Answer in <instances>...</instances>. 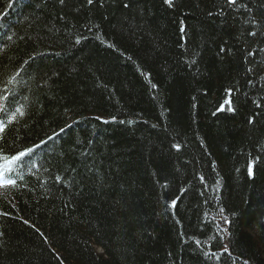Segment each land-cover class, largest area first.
Listing matches in <instances>:
<instances>
[{
    "label": "trees",
    "instance_id": "1",
    "mask_svg": "<svg viewBox=\"0 0 264 264\" xmlns=\"http://www.w3.org/2000/svg\"><path fill=\"white\" fill-rule=\"evenodd\" d=\"M10 2L0 96L24 115L0 148L50 150L0 190V264H232L206 258L208 244L264 264V35L246 23L264 29V0H238L251 13L226 0ZM228 88L236 111L213 115ZM217 222L223 242L209 240Z\"/></svg>",
    "mask_w": 264,
    "mask_h": 264
},
{
    "label": "snow or ice",
    "instance_id": "2",
    "mask_svg": "<svg viewBox=\"0 0 264 264\" xmlns=\"http://www.w3.org/2000/svg\"><path fill=\"white\" fill-rule=\"evenodd\" d=\"M61 3H63V0H60ZM93 2V0H88V3L91 4ZM164 2L169 5L170 7L173 5V0H164ZM129 5L125 4L124 7L127 8ZM226 6L227 7H232V6H236L237 8H242L245 11L251 13V8L248 7L247 4L245 3H238V0H226ZM261 7H264V5H261ZM209 15H212V13L210 12ZM246 23L249 24H253L256 25L258 30H259V34L264 35V29H260L259 27V21L255 18V17H251L249 20L246 21ZM184 31V28H181V32ZM248 35L252 36V37H256L258 35V31H250L248 33ZM9 39H11V37H9ZM221 51H224V49L222 48ZM259 51H264V48L259 49ZM253 52H249L248 55L251 56L253 55ZM193 63H195V61H193ZM248 73H252L253 72V68L249 67L247 69ZM9 83H11V81H9ZM253 82L251 80L248 81V84H252ZM156 85H153V88H155ZM227 93L229 94V98L225 99L223 101V103H221L217 109L216 112L213 113V115H216L217 112H223L225 111V105H227V111L230 112H235L236 108L233 107V99H232V94H233V89L232 88H228L226 89ZM236 91L239 92V88H236ZM7 100V96H0V114H3V118H0V133H3L5 131V129L7 128V126L11 123H13L14 121L17 120L18 116H23L24 115V111H23V106H19L15 108V111L13 112H9L8 108L5 106L4 101ZM256 103V102H254ZM256 107L259 108L260 104L256 103ZM115 119V118H114ZM121 123H123V121H121ZM131 123V122H129ZM248 123L252 124L253 123V118H249L248 119ZM63 131V129H62ZM49 139H51V137H49ZM46 143L45 141H41V144ZM40 147V145H34L33 147H29V148H25L23 150H19L16 151L14 154L12 155H6L5 150L0 148V187H15L17 184L16 179L12 178L10 176V173H13L14 171H17L18 166L21 165L24 162V158L28 157L30 154H32L35 150V148ZM173 147H175L177 150L180 149V145L176 144L173 145ZM261 157L258 155L254 158H252L250 156L248 164H247V175L248 178L254 179L255 178V172H254V167L255 165L260 161ZM237 171H239V169H237ZM60 178L57 177V180H59ZM199 180L201 181V183L205 184V189L208 188V185L205 183V177L203 175L199 176ZM217 187H215L213 190L217 193H219L220 189L218 187L219 185V180H217L216 182ZM166 187V185H165ZM183 191L186 190H182ZM201 195H203V193H201ZM219 197L217 196V199ZM181 199L180 196H177L175 199H172L170 201V203L168 204V207L171 209H175L177 207L178 201ZM205 203L207 204L208 201L206 200ZM225 213V207L223 206H219L218 207V214L220 216V220L223 222V224L226 225H231L232 221L229 219L228 216L224 215ZM3 215H7V213H0ZM205 216L207 217V213H205ZM212 220H215L216 217L213 216L211 218ZM177 223H180L179 220L176 221ZM25 223H27V221H25ZM216 228H217V232L216 235L209 237L210 241H215L217 239V237H219L220 241L223 242L225 236H229L230 235V230L228 228H224L221 226V224L219 222L216 223ZM221 233H223V235H221ZM183 235V234H182ZM195 244L197 245V247H200L203 249V246L205 244H207V241H202L200 239H195ZM230 243V241H229ZM261 246L264 247V239H262L261 241ZM208 248L209 250L207 251H203V255L208 258L209 260L215 259L216 261H220L221 258L223 256H225V254L227 255L228 258L231 259L232 264H250V261L247 259H242L240 256H234L233 255V251L230 249L228 244H224L222 251L217 252V251H212L211 250V244H208Z\"/></svg>",
    "mask_w": 264,
    "mask_h": 264
},
{
    "label": "bare ground",
    "instance_id": "3",
    "mask_svg": "<svg viewBox=\"0 0 264 264\" xmlns=\"http://www.w3.org/2000/svg\"><path fill=\"white\" fill-rule=\"evenodd\" d=\"M27 1H29V0H27ZM11 2H13L14 3V7L17 9V10H19L20 12H24L23 11V9H24V7L23 6H20V7H18L19 6V0H11ZM11 2H10V4H11ZM24 5V4H23ZM1 17L2 16H0V32L1 31H3V30H6V29H8V26H3L2 27V25H4L3 24V19H1ZM0 35H2V36H6V33L5 32H3V33H1ZM94 116H97V115H94ZM64 119V131L65 132H70V131H72V130H74L75 128H77L78 127V125H79V123L77 122V120L75 119V118H70L67 114H65L64 115V117H63ZM99 119H101V118H99ZM51 137V136H50ZM41 141H43V140H41ZM41 141H39V142H37V144H34V145H40V147H38V148H35V150H34V152L32 153V154H30L29 156H28V158H29V161H26V163H25V165H24V170H27V169H29V170H27V172H21V173H19L18 175L20 176V179H22L24 176H26L27 174H29L33 169H35V167H37V164H34V160H35V158H34V154H35V156H36V158H37V161H39L41 158V155L44 153H46V151H48L49 152V150H50V146H48V150L47 149H45L44 150V145H45V143H43V144H41ZM45 141V140H44ZM34 145H31L32 147L34 146ZM27 148H29V147H27ZM31 158V159H30ZM25 159V158H24ZM33 159V162L32 163H30V160H32ZM43 159V158H42ZM30 164H32L31 166H30ZM22 182V181H21Z\"/></svg>",
    "mask_w": 264,
    "mask_h": 264
},
{
    "label": "rangeland",
    "instance_id": "4",
    "mask_svg": "<svg viewBox=\"0 0 264 264\" xmlns=\"http://www.w3.org/2000/svg\"><path fill=\"white\" fill-rule=\"evenodd\" d=\"M218 220L220 221V217H218ZM224 226V225H223Z\"/></svg>",
    "mask_w": 264,
    "mask_h": 264
}]
</instances>
